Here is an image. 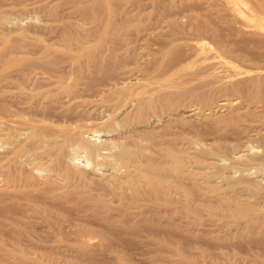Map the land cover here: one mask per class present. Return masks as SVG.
I'll return each instance as SVG.
<instances>
[{
  "label": "bare ground",
  "instance_id": "1",
  "mask_svg": "<svg viewBox=\"0 0 264 264\" xmlns=\"http://www.w3.org/2000/svg\"><path fill=\"white\" fill-rule=\"evenodd\" d=\"M8 1L0 0V229L10 233L5 238L0 232V242L13 247L5 255L14 251L25 259L27 254L16 247L31 241L22 234L31 228L30 218L51 224L58 204L45 199H60L83 211H103L109 228L132 235L135 250L118 251L121 264H232L239 256L264 257L258 252L264 248V187L240 177L241 191L235 188L240 192L200 197L198 203L209 211L206 222L196 217L198 205L191 207L186 180L193 156L182 127L186 118L197 117L201 106L211 111L212 105L210 95L196 92L192 95L201 106L190 104L170 116L181 84L199 78L184 71L186 64L170 65L171 44L149 53L150 59L133 56L122 45L120 31L112 32L121 30V23L110 15L101 19L109 13L108 0H77L74 11L84 14L89 28L68 25L55 38L31 36L23 24L10 28L22 17H13ZM152 1L163 3L160 9L170 16L171 2ZM254 1L264 9V0ZM104 25L112 36L100 35ZM196 25V32L215 38L216 67H225L231 77L241 74L239 66L245 68V75L225 88L235 98L216 103L227 109L211 117L216 125L224 128L245 116L264 118V19L235 24L240 36H231L235 40ZM99 38L101 44L95 46ZM192 48L193 55L209 51L199 40ZM101 132L111 137L101 139ZM257 167L264 171V158ZM100 169L108 171L94 177ZM85 236L77 238L84 245L89 241ZM243 245L249 250L239 251Z\"/></svg>",
  "mask_w": 264,
  "mask_h": 264
},
{
  "label": "rangeland",
  "instance_id": "2",
  "mask_svg": "<svg viewBox=\"0 0 264 264\" xmlns=\"http://www.w3.org/2000/svg\"><path fill=\"white\" fill-rule=\"evenodd\" d=\"M19 1H8L13 6L11 8L14 11L13 17H22L21 22L14 19L13 21L17 22H13L10 28L24 25L25 32L31 36L55 38L63 33L68 25L77 26L78 28H89L90 26L84 14L74 11L73 6L78 2L77 0L72 2L70 0ZM108 2L109 13L108 11L102 13L101 19L108 18L110 15L116 23H121L122 29H112V32L120 31L122 45L126 46L127 44L128 48L126 46V49L133 53V56L140 54L149 58V53L154 52L166 43H170L171 49H173L171 53H168L169 55L167 54L171 60L170 65L186 64L184 71L198 75V79L181 84V88H178L181 91V97L175 100L176 106L171 110V117L179 115L190 104L189 107L191 108L201 106L200 101L192 95L193 93H206L211 97L212 112L207 110L209 108L207 105H203L201 106V112L198 113L199 116L186 118V124L182 127L184 134H186L185 137H187V150L193 156L189 161L191 173L186 182L189 198L192 199L191 207L193 206V209H196L198 205L200 208V214L196 215L197 219L206 222L209 213V211L203 209L202 203H198L200 197L203 198L204 195L212 197L219 192H240L241 189L238 188L237 182L240 177L258 183L259 187H264V171L259 170L257 167V162L264 158V137H262L264 135V118L253 115L254 117L247 116L244 119L245 116L241 118L243 120L229 123L224 128L216 125L214 120L217 113L227 111V109L223 110L222 108L221 110L216 106L219 99L227 98L232 101L235 98V95L225 89L226 86L235 78L245 75L242 74L245 68L239 66L242 72L237 76L226 75L228 69H223L225 67L219 68L220 66L216 67L218 64L215 65L218 60L215 55V38L210 33L199 34L196 32V24H198L201 27L210 28V32L211 30L220 31L232 40H235V37L238 39L240 36L236 34V29L233 28L234 25L251 21L254 18L264 19L262 6L254 0H243L236 3L233 0H167L165 2L169 4L171 2L173 8L168 10V14L172 17L168 16L166 18L165 15L167 14L165 12L167 11L160 9L163 3L157 1L108 0ZM16 4H22L23 6ZM80 5L90 9L88 6L90 4H87L86 1H82ZM101 33L103 34L97 31L92 36L100 34L103 35L102 37L108 38L113 34L105 30V25ZM231 36H234V38ZM197 40L209 47L206 54L193 55L192 45L193 43L197 44ZM101 41L102 38H99L93 44L99 46ZM189 73L186 74L187 77H189ZM260 108L263 109V107ZM207 111H210L211 114H206ZM203 113L207 116H203ZM214 113L216 114L212 119ZM251 118L255 119L256 123L250 120ZM157 119L154 118V120ZM190 119L192 121H189ZM154 120L152 121L155 122ZM259 131L262 132V136L259 135ZM99 134H101L99 136L101 139L107 136L111 137L107 134V136L102 135L103 132ZM96 137L98 136H93V138ZM251 146L253 147L251 148ZM1 149L3 148L1 147ZM106 152L108 153L107 150ZM200 157L201 161L194 160L195 158L200 159ZM80 159L77 160L78 163L81 161ZM80 163L82 164L83 161ZM103 170L108 171L100 169L98 172L96 171L94 177H101L103 174L100 172ZM235 188L240 191L235 190ZM45 201L52 205L58 204L57 207H53L57 209L50 216L52 223L49 224L41 218L31 217V228L22 233L28 234L31 241H24L16 247L18 252L27 254L24 257L25 259L22 260L18 256L22 253H15L14 251L8 256L5 255L6 248L13 250L10 243L5 241L0 242L3 249L5 248V251L0 249L2 251L0 253L6 256L2 257L0 255V264H121L117 252L122 253L125 248L129 251L135 248L131 234L128 232H125V234L123 229L119 230L121 228H109V215L107 213L98 212V209L83 211L79 207L65 204L60 199H45ZM217 211L215 209L214 213ZM78 228H82V230L78 231ZM0 232L5 238L10 234L5 229H0ZM80 233H85V238L89 239L85 245L82 241L77 240ZM122 233L128 235L120 236ZM121 237H124L122 238L123 241ZM126 237L128 240H125ZM133 245L134 247H132ZM111 246H114V248ZM245 247L244 245L239 247V251H244V249L248 251L249 249ZM258 249L264 251L263 247ZM263 251L258 252L264 254ZM240 254L244 255L243 253ZM239 258L231 259L233 260L231 263L264 264V257L255 259L252 257L254 261L251 257H242L241 259V256H239ZM228 263L230 264L229 260L224 262V264Z\"/></svg>",
  "mask_w": 264,
  "mask_h": 264
}]
</instances>
